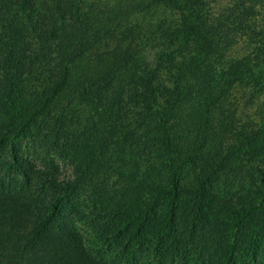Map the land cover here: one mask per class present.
Segmentation results:
<instances>
[{
  "label": "trees",
  "instance_id": "16d2710c",
  "mask_svg": "<svg viewBox=\"0 0 264 264\" xmlns=\"http://www.w3.org/2000/svg\"><path fill=\"white\" fill-rule=\"evenodd\" d=\"M263 12L0 0V264H264Z\"/></svg>",
  "mask_w": 264,
  "mask_h": 264
},
{
  "label": "rangeland",
  "instance_id": "374dc122",
  "mask_svg": "<svg viewBox=\"0 0 264 264\" xmlns=\"http://www.w3.org/2000/svg\"><path fill=\"white\" fill-rule=\"evenodd\" d=\"M264 14V12H263ZM164 19V15L161 11H153L149 14H145L142 16H138L132 19L133 23H139L140 25H142L145 28L144 33L146 34L147 31H149L151 28L156 27L157 24H159V22ZM238 97H242V95L238 94ZM242 104L245 106L244 101L242 99ZM246 107V106H245ZM255 108H251L248 107L247 109V114L254 119L255 116ZM20 146L23 148V150L25 151H30L31 153L33 152L34 149V145L31 142H27L24 140H20ZM28 153V154H31ZM32 155V154H31ZM50 160L53 162V164L59 169L60 173L62 176H72L73 174V166L69 161H64V160H60L59 158H57L56 156H51ZM36 162L38 165H42L43 162L37 157L36 158ZM12 177V176H11ZM15 177V176H13ZM116 177V176H115ZM112 179V178H111ZM116 178L113 179V181H115ZM74 199L77 200L78 203H81L82 208L84 209V207H86L85 205H87V194L86 192H81L77 197H75ZM75 200V201H76ZM87 203V204H86ZM87 211V210H86ZM73 217V216H72ZM77 218H73V220H75L76 222V227L78 228L79 231H81L83 233V235L87 238V239H94V236L90 230V227L86 224H83L82 222H79L78 220H76ZM98 240L95 239V244H97ZM100 247L101 250H103L104 252L114 256V257H118V253L117 254H113L111 252V250L109 249L108 245H106L105 243H100ZM135 259L138 258V261L140 264H157L156 263V259L153 257L152 253H150L148 250L144 249H139L134 253ZM119 258V257H118ZM122 264H130L127 262L122 261Z\"/></svg>",
  "mask_w": 264,
  "mask_h": 264
}]
</instances>
